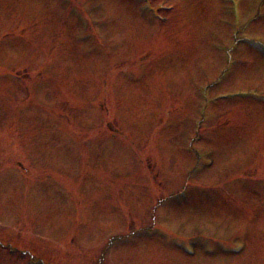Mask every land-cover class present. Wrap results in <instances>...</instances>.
Returning a JSON list of instances; mask_svg holds the SVG:
<instances>
[{"label":"rangeland","instance_id":"rangeland-1","mask_svg":"<svg viewBox=\"0 0 264 264\" xmlns=\"http://www.w3.org/2000/svg\"><path fill=\"white\" fill-rule=\"evenodd\" d=\"M149 1L174 10L159 24L145 0H0V231L55 264H96L109 234L124 238L101 264H264V53L226 50L189 143L216 46L239 31L230 5L264 42V1ZM118 195L127 221L104 211ZM151 219L167 236L139 225Z\"/></svg>","mask_w":264,"mask_h":264}]
</instances>
